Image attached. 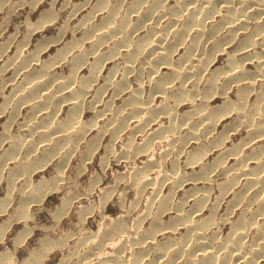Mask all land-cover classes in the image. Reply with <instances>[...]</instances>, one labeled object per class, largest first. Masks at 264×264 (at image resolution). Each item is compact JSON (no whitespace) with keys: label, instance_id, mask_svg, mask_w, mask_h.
<instances>
[{"label":"bare ground","instance_id":"1","mask_svg":"<svg viewBox=\"0 0 264 264\" xmlns=\"http://www.w3.org/2000/svg\"><path fill=\"white\" fill-rule=\"evenodd\" d=\"M9 1L0 0V11ZM50 13L39 14L40 22L28 24V31L53 22ZM65 26L59 28L62 35ZM71 29V39L47 59L41 60L40 52L61 39L38 43L34 51L23 50L20 41L0 65V73L11 71L0 84L2 91L10 86L5 96L0 90V114H7L0 134L5 191L0 216L7 218L0 223V245L5 246L4 232L12 222L27 224L31 208L64 188L70 159L82 154L85 164L105 133L111 139L106 151L112 152L127 133V155H115L114 162L146 157L133 170L129 187L139 195L150 192L144 213L127 223L136 201L129 208L120 203L117 218L102 212L97 232L75 239L57 264H264V0H96ZM235 42L233 50H225ZM220 53L226 54L225 64L209 70ZM246 65L255 66L250 72ZM145 85L149 94L142 98ZM218 98L220 105L209 104ZM114 99L121 104L112 106ZM180 106L188 108L180 111ZM85 113L93 115L89 122ZM91 129L97 132L88 139ZM241 130L245 137L229 143ZM48 164L54 177L42 175L33 182ZM109 191L104 190L103 204ZM67 201L62 206L68 212ZM82 209L78 214L84 220L91 209ZM27 230L15 236L12 253L3 247L0 264H15L12 254ZM68 237L39 239V249L28 252L21 264H42Z\"/></svg>","mask_w":264,"mask_h":264},{"label":"rangeland","instance_id":"2","mask_svg":"<svg viewBox=\"0 0 264 264\" xmlns=\"http://www.w3.org/2000/svg\"><path fill=\"white\" fill-rule=\"evenodd\" d=\"M95 1L96 0H69V1L68 0L67 1L66 0H33V1L31 0H25V1L24 0H10L8 4L7 3L5 4V6L2 5L3 8L1 7V11H0V43H1L0 48L2 49L5 47L6 51H4V53L2 54L0 58V65L1 66L3 65L2 63H4L7 57L13 56V54L16 52L15 50H17L16 47L19 45L20 41L21 43L26 45L24 46L23 50L34 51L36 48L35 46L38 43L39 44L41 43L40 46H44V44L47 43L50 39L51 41L61 39L58 44L50 43V45L48 46L49 48L47 50H42L43 52L42 51L40 52L41 60L47 59V57H49L50 55H53L55 53V50L61 48V46L65 44L66 41L71 39L72 32H73L71 28H73V26L77 23V21H79V19L92 8ZM9 4L14 7H11V6L9 7ZM83 5H84V8H80V10L77 11V14L76 12L72 13L76 8L83 7ZM46 11L51 12L50 14L53 16L55 15L54 17H56V19L53 22L47 23V25L45 24L44 26H42L43 28L41 27L40 29H35L33 32H29L27 28L28 24L33 25V24L40 22L41 17L39 16V14H42ZM70 11L72 13L71 14L72 16L70 15ZM25 20H28V21H25ZM64 24H66L65 34L62 35L59 33L61 32L59 31V28L60 29L63 28L62 26H64ZM28 33L30 34L28 35ZM73 36L78 38L77 34ZM44 37L47 40H45ZM4 42L7 44H5ZM1 45H4V46L2 47ZM235 45H236V42L228 45L229 47L226 46L227 49L225 50L230 52L231 50L234 49ZM220 54L216 55L217 57L216 56L214 57L215 59H213V63L210 64L211 67L209 66L208 68L209 70L223 67V65L225 64L224 61L226 60V57H225L226 54L222 53L221 56ZM112 66H113V63L107 65L104 68L102 74H105L110 68H112ZM122 66L123 65L121 63L118 69H121ZM254 66L255 65H252V66L246 65V68H248L246 70L251 72L254 69ZM85 72L86 70L84 69L79 75L82 76L83 74H85ZM9 76H11V71L0 73V84L2 80H5V78L6 79L10 78ZM116 76L113 79L118 80V78L120 77L119 74H117ZM131 87L135 88L136 87L135 83H132ZM9 89H10L9 85H6L4 91H2L0 87V90L4 96L7 95V93L9 92L8 91ZM141 90H142V93H141L142 98L146 97L149 94L148 85H145ZM107 94L108 93L104 95L105 97H103V99H107L106 97ZM228 96L231 97V99H233L232 98L233 94L228 95ZM2 102H3V97L0 94V104H2ZM220 102H221V98L220 99L218 98V99H215L213 102H209V104H211L212 106H217V105H220ZM120 104H121L120 99H114L112 106H119ZM187 108H188L187 106H180L179 109L180 111H184V110H187ZM24 112L25 111L23 110V113ZM6 115L7 114L5 115L0 114V134H2L1 124L5 121ZM92 117L93 115L91 113H87L86 115L83 116L84 118L83 120L86 122H89ZM228 121L230 122L231 119H228L222 122V124H220L221 128H222V125L229 123ZM98 123L102 124V122H99V121ZM220 126L217 128V131L221 130ZM16 129H17V125L11 130L14 133ZM96 132H97L96 129L95 130L91 129L90 131L87 132V138L88 139L94 138ZM245 135L246 134L244 130H241L238 132L237 135L231 136V138L229 139L230 140L229 143H231V141L232 143H238L239 140L245 137ZM126 136H127V133L123 134L122 138L114 142V145H113L114 150L113 151L111 150L112 152L110 151L107 152L105 146L109 145L110 134L105 133L102 139L99 142H97L99 147L96 144L95 147L97 149L94 148L96 150H93L91 152V155H90L91 157L87 158L85 162L83 161V163L85 164H82V159H83L82 154H78V153L77 155L74 154L76 156L70 159L68 166L64 169L65 170L64 180H66V185L64 186V188L58 189V191L54 190V192L47 194L46 197L42 200L43 202H41V204L39 205V207H37V209L31 208L30 214L32 216V219L29 220L27 224L21 221L12 222L11 225L9 226V230L4 232L6 233L4 237L5 246L2 244L0 245V252H4V248H7L8 249L7 251L12 253L13 251L12 242L14 241V238H16L15 236L18 233H22L24 231V228H27L29 230L23 233V234L26 233V235L19 234L18 236V237H21L23 235L24 239L22 241V244L16 246L17 249L14 252V254H12V257H13L12 260L15 264H21L22 261L25 259V257L28 256L27 254L28 252L35 250V249L36 250L39 249L40 247L39 239L45 238L47 236L53 239L54 242H56L57 240L59 241L60 239L61 240L65 239L66 236L68 237L71 234V236L68 238H72V239L66 238L65 240L66 245L63 248L61 247L60 249L56 248L52 250L49 253L47 259H45L42 262V264H57L58 260H60L63 256H67L68 253L71 251V248H72L71 246L75 239L85 238L86 235L84 233L86 234L90 233L89 235H91L97 232V229L101 221H103L100 218L102 216L101 215L102 212L106 216L117 218L118 214L122 211L121 207L119 206L120 203L123 204L122 206L124 208H129L132 202L136 201L137 206L135 209H133L130 212V215L127 219V223L130 224L133 217L136 218V216H139V215L141 216V214L144 213L143 210H145V207H146L145 205H147L146 203H148V199H150L151 197L150 192L147 190V192L139 195L138 193L135 194V191L133 190V188H129V187L132 186V182H133V180L132 181L130 180L132 178L131 176H132L133 170L137 167H140V164L144 161L146 157L143 155L142 157L136 158L133 162L131 159L130 160L127 159V161L126 159L125 160L122 159L118 161L119 163H115L117 162L115 158L118 156V154L119 156H121L122 154H125L124 152L127 153V151H125L123 147V145L126 144L127 142ZM155 152L157 156L158 153L160 154V149L156 150ZM215 154L216 153H214V155ZM212 156H208L207 161L211 159ZM103 157H106L105 164L107 166H105V164L101 161V158ZM100 161L102 162L104 166L101 165ZM227 163L229 164H226V165L230 166L233 163V161L231 159H228ZM100 165L103 166L104 168L103 167L101 168ZM247 165L251 166L249 162L247 163ZM54 172L55 170L52 169V165L48 164L42 170H40L38 174H36V176L33 177L32 180L33 182H35L42 175L45 176L46 178H52L55 175ZM219 174H214L215 176L213 177V179L217 180L218 182H222L223 178L220 177ZM118 176H121L122 178L125 177V178H123L122 181H117ZM69 177H70L69 184H67ZM3 182H4L3 180L0 181V199L3 198L4 193H5ZM188 188L189 186L185 187V189H188ZM107 189L112 191V192L109 191L112 193V195L110 196V199L108 198L107 202L103 204L102 203L103 200H101V197L104 194V190L108 191ZM215 193L216 192L214 190L213 194ZM180 194H181V191L180 192L178 191L177 196H179ZM213 194L210 196L211 197L210 201L213 200V197H212ZM69 195L72 196L73 199H71L72 197L70 198ZM79 195L81 197H79ZM83 195L86 197H84ZM76 196H77V199H76ZM134 197H137V198L135 199ZM15 198L16 197H14V199ZM62 198L64 199L62 200ZM64 200L69 201V203L67 201L68 210H69L68 212L63 210V208L65 207V206H62L64 205L63 203ZM228 200L229 198L227 197L221 201L219 210H217L218 215H222L224 213L223 211L227 205ZM14 205H15V202L8 205V208H7L8 213L12 211ZM100 205L101 207L104 206V209H102ZM79 208H81V210H83L82 208L84 209L89 208L91 209L90 212L93 214L88 213L89 215H87L85 219L83 220V218H81L82 216L78 214V211H80ZM58 210L61 212L62 211L64 212L61 213ZM65 212L66 214L64 215ZM239 212L240 211H238V213ZM59 214H60V217H59ZM62 214L64 216H62ZM52 215H54V217H52ZM56 216L57 218L59 217L58 221L57 219H55ZM79 217L81 219H79ZM6 220H7L6 216L4 215L0 216V223ZM144 226L146 227V224ZM226 229H227L226 227L225 229L224 228L222 229L221 235L223 234L225 235L227 233ZM27 232H28V235H27ZM64 233L65 235L66 234L67 235L65 236ZM72 260H74V258H72Z\"/></svg>","mask_w":264,"mask_h":264}]
</instances>
